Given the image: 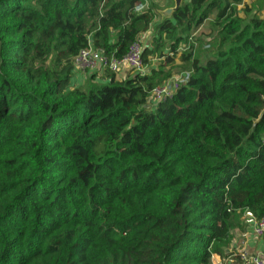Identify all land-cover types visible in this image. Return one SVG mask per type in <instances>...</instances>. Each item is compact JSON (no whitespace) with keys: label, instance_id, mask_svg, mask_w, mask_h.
<instances>
[{"label":"trees","instance_id":"obj_1","mask_svg":"<svg viewBox=\"0 0 264 264\" xmlns=\"http://www.w3.org/2000/svg\"><path fill=\"white\" fill-rule=\"evenodd\" d=\"M142 2L0 0V264H212L264 217V0H184L144 71L72 85L150 29Z\"/></svg>","mask_w":264,"mask_h":264},{"label":"built area","instance_id":"obj_2","mask_svg":"<svg viewBox=\"0 0 264 264\" xmlns=\"http://www.w3.org/2000/svg\"><path fill=\"white\" fill-rule=\"evenodd\" d=\"M141 5H139V9H144L141 8ZM143 35L130 46L127 54L119 60L106 57L101 54L100 51L94 50L91 47L81 50L73 59L74 71L71 77V84L78 86L81 80H85L82 74L85 71H89L87 69L88 65L94 67L92 69H95L99 75H101L104 69L117 73L123 66H126L129 70L138 72L144 71L145 66L142 63L141 55L143 42L145 40ZM182 81L183 76L177 75L165 86L153 89L150 96L151 103H157L172 96L174 90L179 87ZM241 219L255 237L264 239V217H255L251 213L245 212ZM235 262H239V264H264V251L249 253L246 250H231L225 258L224 264H234Z\"/></svg>","mask_w":264,"mask_h":264},{"label":"crops","instance_id":"obj_3","mask_svg":"<svg viewBox=\"0 0 264 264\" xmlns=\"http://www.w3.org/2000/svg\"><path fill=\"white\" fill-rule=\"evenodd\" d=\"M184 1V0H183ZM182 3V2H181ZM142 4V5H141ZM141 8H148L152 7L154 12L156 13L154 22L152 23L150 29L144 33V39L147 40L151 36L154 30V25L161 20V17H165L163 12L167 8H172L175 5V0H143L141 3ZM162 8V9H161ZM129 69L126 66L121 67V69L116 73V79L124 78L127 71ZM85 84L84 81L81 80L79 84ZM245 229H236L233 233V238L230 243V249L232 251L238 250H246L249 253H255L264 251V239L255 237L251 230L246 227L244 224ZM250 234V235H249ZM239 237V238H238ZM249 237V238H248ZM238 238V240H237ZM234 246H237V250H233ZM227 257V256H226ZM226 257H220L218 255H214L212 257V264H224V260ZM234 264H239V262H235Z\"/></svg>","mask_w":264,"mask_h":264},{"label":"rangeland","instance_id":"obj_4","mask_svg":"<svg viewBox=\"0 0 264 264\" xmlns=\"http://www.w3.org/2000/svg\"><path fill=\"white\" fill-rule=\"evenodd\" d=\"M255 0H243V3L244 4H248V5H252V3L254 2ZM241 7V6H240ZM162 9V8H161ZM240 13H242V11L240 10ZM260 14L262 15V16H264V9L260 12ZM199 34H205L206 36H205V38H208L209 37V35H210V29H209V24H208V22H205L204 24H203V26H201V28H200V33ZM88 68V70L89 71H85L82 75H84V77H85V80H83L84 81V85L85 86H87V85H89V84H91V83H93L92 81H94L95 83H97L96 81V79L97 78H99V77H101V75H102V73H101V75H99V74H97V72H96V70L95 69H92V68H94V67H91V65H88L87 66ZM250 235V234H249ZM239 238V237H238ZM238 238H237V240H238ZM249 238V237H248ZM233 250H237L238 249V247L237 246H234V248H232Z\"/></svg>","mask_w":264,"mask_h":264},{"label":"water","instance_id":"obj_5","mask_svg":"<svg viewBox=\"0 0 264 264\" xmlns=\"http://www.w3.org/2000/svg\"><path fill=\"white\" fill-rule=\"evenodd\" d=\"M183 0H175V5H174V7H172V8H167L164 12H163V15L165 16V17H169L170 15H171V13L174 11V10H176L177 8H179V6L181 5V2H182ZM264 115V109L261 111V113H260V117H262Z\"/></svg>","mask_w":264,"mask_h":264}]
</instances>
